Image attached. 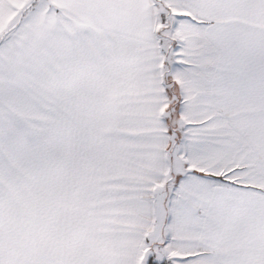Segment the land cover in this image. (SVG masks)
I'll use <instances>...</instances> for the list:
<instances>
[{"label":"snow or ice","instance_id":"6c2138e0","mask_svg":"<svg viewBox=\"0 0 264 264\" xmlns=\"http://www.w3.org/2000/svg\"><path fill=\"white\" fill-rule=\"evenodd\" d=\"M0 264H264V0H0Z\"/></svg>","mask_w":264,"mask_h":264}]
</instances>
